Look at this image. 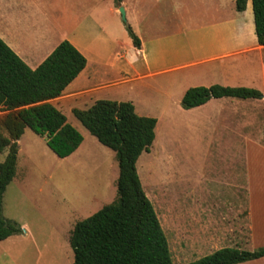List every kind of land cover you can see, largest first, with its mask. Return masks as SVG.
<instances>
[{
    "label": "crops",
    "instance_id": "1",
    "mask_svg": "<svg viewBox=\"0 0 264 264\" xmlns=\"http://www.w3.org/2000/svg\"><path fill=\"white\" fill-rule=\"evenodd\" d=\"M61 5L66 25L74 14L87 17L81 37L73 31L58 37L48 34L30 44L21 23L25 9L37 10L41 15L37 25H41L43 19L54 22L51 10L56 12L59 7L50 0H0V39L31 70L62 41L86 59L79 76L49 103L62 114H72L74 109L87 110L97 101L119 97L123 101L116 102L132 103L136 115L156 119L157 127L163 114L151 110L147 101L155 102L171 112V121L187 119L209 131L212 135L199 151L224 159L227 172L220 179H200V189L224 186L226 191L246 193L243 205L225 206H245L248 223L246 243L216 246L211 254L231 245L248 246L256 238V228L263 236L264 199L254 198V193H264V46L257 42L251 1L243 12L236 10L235 0H119L117 4L114 0H61ZM120 8L139 48L134 47L120 19ZM214 85L253 89L263 98L211 99L200 107L182 109L188 89ZM212 230L237 238L231 223ZM26 240L27 232L1 241L0 255H16L14 245ZM242 264H264V258Z\"/></svg>",
    "mask_w": 264,
    "mask_h": 264
},
{
    "label": "rangeland",
    "instance_id": "2",
    "mask_svg": "<svg viewBox=\"0 0 264 264\" xmlns=\"http://www.w3.org/2000/svg\"><path fill=\"white\" fill-rule=\"evenodd\" d=\"M50 3L59 9L51 10L52 23L43 22L42 17V26L37 25L41 16L37 10L25 9L21 23L25 25L27 43L34 44L41 35L58 37L71 31L81 37L82 22L87 17L74 14L76 17L66 25L61 0ZM120 19L127 25L121 14ZM64 28L67 30L63 32ZM110 100L123 101L119 97ZM147 103L151 110L161 112L163 118L156 127L153 145L140 156L136 169L167 238L173 264L195 262L210 255L211 248L216 246L246 243L247 208L225 206L243 205L246 193L226 191L224 186H207L209 190H201L199 186L200 179H220L227 172L224 159L199 151L212 133L197 128L187 119L171 121L168 118L171 112L155 102ZM6 114L0 111V133L4 136L7 133L1 120ZM63 114L83 138L71 156L58 158L48 148L46 138L30 130H25L20 138L16 171L3 195L1 217L20 227L21 235L27 232V240L14 245L16 255H0V264H73L70 236L75 225L117 199L119 171L115 154L90 135L70 112ZM7 154L8 149L0 153V163ZM254 198L264 199V193H254ZM229 223L235 226L237 238L212 230ZM260 233L261 229L258 232L256 228V238L248 246L228 247L256 251L264 247V235Z\"/></svg>",
    "mask_w": 264,
    "mask_h": 264
},
{
    "label": "trees",
    "instance_id": "3",
    "mask_svg": "<svg viewBox=\"0 0 264 264\" xmlns=\"http://www.w3.org/2000/svg\"><path fill=\"white\" fill-rule=\"evenodd\" d=\"M249 0H235L238 12ZM258 45L264 46V0H250ZM116 3L119 0H115ZM126 31L135 48L140 42L128 25ZM86 66V59L68 41H62L35 70H31L0 39V111L7 112L1 126L0 153V242L22 234L16 224L5 222L2 200L14 178L18 141L27 128L46 138L48 148L60 159L71 156L83 138L67 118L49 102L62 95ZM260 100L253 89L190 88L181 107L190 110L211 99ZM73 116L104 147L118 164L117 199L89 218L77 223L70 236L73 264H173L169 244L153 205L144 193L136 165L155 140L157 120L136 115L130 102L97 101L87 110L74 109ZM264 258V247L249 252L224 248L188 264H242Z\"/></svg>",
    "mask_w": 264,
    "mask_h": 264
},
{
    "label": "water",
    "instance_id": "4",
    "mask_svg": "<svg viewBox=\"0 0 264 264\" xmlns=\"http://www.w3.org/2000/svg\"><path fill=\"white\" fill-rule=\"evenodd\" d=\"M120 14L122 15V17L124 18V10L122 8L119 9Z\"/></svg>",
    "mask_w": 264,
    "mask_h": 264
}]
</instances>
